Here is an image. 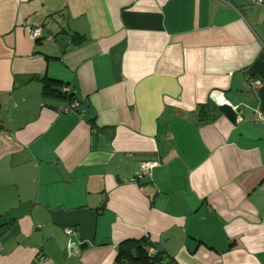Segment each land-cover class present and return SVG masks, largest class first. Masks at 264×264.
<instances>
[{
    "label": "crops",
    "instance_id": "0c3cea01",
    "mask_svg": "<svg viewBox=\"0 0 264 264\" xmlns=\"http://www.w3.org/2000/svg\"><path fill=\"white\" fill-rule=\"evenodd\" d=\"M262 53L250 0H0V264H264Z\"/></svg>",
    "mask_w": 264,
    "mask_h": 264
},
{
    "label": "trees",
    "instance_id": "16d2710c",
    "mask_svg": "<svg viewBox=\"0 0 264 264\" xmlns=\"http://www.w3.org/2000/svg\"><path fill=\"white\" fill-rule=\"evenodd\" d=\"M43 81L44 97L54 96L68 102L76 100L75 93L73 91L64 90V87H67V85L56 83L48 79H44ZM213 105L218 108V105H216L215 103H213ZM200 115L208 116V110L202 108L200 110ZM5 129V122L0 116V131H3ZM151 247H154V245L147 237L142 239H130L123 241L119 245L117 259L121 264H172V258H170V256H168L165 251L156 249L155 254L149 255V248Z\"/></svg>",
    "mask_w": 264,
    "mask_h": 264
},
{
    "label": "built area",
    "instance_id": "2783aa9c",
    "mask_svg": "<svg viewBox=\"0 0 264 264\" xmlns=\"http://www.w3.org/2000/svg\"><path fill=\"white\" fill-rule=\"evenodd\" d=\"M250 1L252 3L264 6V0H250ZM32 36L36 40L44 39L46 41H50V40L53 39V37L51 35H49L47 37H43V31H42L41 27L34 28L32 30ZM248 83H249V85L251 86V88L254 91H258V89L263 86L262 79H260L258 77H249L248 78ZM64 90L65 91H73L69 86L64 87ZM212 101L216 105H220V104L224 103L223 101H220V99L216 98L215 96L212 97ZM78 107H79V102L77 100H73V101L67 103V105L64 107L63 111L64 112H68V111L74 110V109H76ZM233 108H234V110L237 111V107H233ZM238 115H239V113H238ZM261 118H262V120H264V117H261ZM157 165H158V163L157 162H153V161L143 162L141 164V168H140V171L138 173V176H142V175L147 174L150 169L154 168ZM66 232H67V234L70 235V234L73 233V230L71 228H69V229L66 230ZM1 251H2V244H0V253H1ZM155 253H156V249L154 247L149 248V255H153Z\"/></svg>",
    "mask_w": 264,
    "mask_h": 264
},
{
    "label": "water",
    "instance_id": "95a60500",
    "mask_svg": "<svg viewBox=\"0 0 264 264\" xmlns=\"http://www.w3.org/2000/svg\"><path fill=\"white\" fill-rule=\"evenodd\" d=\"M249 77H258L262 79L263 86L258 89L257 95L260 99L259 112L264 117V53H262L258 59L248 68ZM219 109L233 122H238L239 115L233 106L227 102L218 105Z\"/></svg>",
    "mask_w": 264,
    "mask_h": 264
}]
</instances>
